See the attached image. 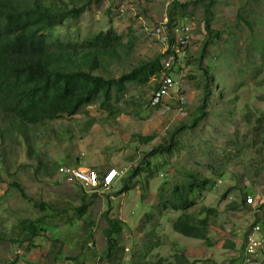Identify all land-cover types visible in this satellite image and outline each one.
<instances>
[{"label":"rangeland","instance_id":"374dc122","mask_svg":"<svg viewBox=\"0 0 264 264\" xmlns=\"http://www.w3.org/2000/svg\"><path fill=\"white\" fill-rule=\"evenodd\" d=\"M72 1L79 12L59 27L60 37L82 38L113 28L124 40L132 39L129 55L112 63L111 70L127 71L159 53L160 45L142 23L151 26L168 17L188 24L185 103L177 112L173 94L167 100L170 110L150 107L148 98L156 85L152 76L145 84L128 83L116 102L104 107L96 102L73 116L30 127L31 156L22 135L0 141V264H110L100 259L107 218L117 221L118 234L113 235L123 247L122 264L141 251L147 260H173L179 252L191 264H239L247 224L264 214L262 205L259 212L240 205L245 192L252 189L256 196L264 186V0H184L182 6L132 0L135 9L122 13L117 10L124 0ZM204 69L209 87L217 82L220 90L211 92L202 108L207 112L189 128L200 114ZM138 134L152 139L144 143ZM154 148L156 153L142 160ZM37 159L50 167L67 164L98 173L110 167L127 170L106 191L80 187L58 172L36 171ZM218 167L222 174H215ZM190 173L211 179L188 209L214 208L205 215V239L175 232L171 223L180 211L162 206L174 185L185 183ZM83 202H90L89 207L77 217L73 207ZM23 218L40 219L42 231L31 240L22 229Z\"/></svg>","mask_w":264,"mask_h":264},{"label":"trees","instance_id":"16d2710c","mask_svg":"<svg viewBox=\"0 0 264 264\" xmlns=\"http://www.w3.org/2000/svg\"><path fill=\"white\" fill-rule=\"evenodd\" d=\"M171 5L182 6L184 3ZM78 12L79 8L72 0L70 4L61 3V0H0V141L5 143L6 137L9 141L12 134L22 135L30 156L34 152L30 143V127L43 125L62 116H73L96 102L100 107L109 101L116 102L126 91L128 83L145 84L152 76H156L161 67L158 53L151 58L138 60L127 71L111 70L112 63L122 62L132 49V39L124 40L122 34L113 28L99 30L82 38L60 37L57 31L59 27L70 15H77ZM168 20L169 24L173 22L170 18ZM205 26L209 28L207 21ZM247 26L251 27L250 24ZM207 45L208 41L205 40L202 48ZM226 58L225 54L224 63ZM199 59H202V54ZM208 78L204 69V96L198 108L200 114L190 121L189 128L196 126L197 120L207 112L202 108L211 92L220 90L217 82L211 89ZM173 134L174 131H171L170 138ZM136 136L144 143L152 139L151 135ZM168 146L164 148L168 149ZM155 153V148L150 149L142 160ZM37 161L36 171H45L50 175L57 172L56 165L50 167L41 160ZM136 168L132 169L131 174H135ZM215 170V174L223 172L222 169L219 171V167ZM189 177L185 183L174 185L162 206L163 209L180 211L171 223L175 232L186 237L205 239V215L213 214L214 208L202 206L197 212L188 209L195 203V194L199 195L211 179L191 173ZM75 183L82 187L81 183ZM10 184L17 188L22 197L27 196L19 183L12 181ZM246 194L254 192H245L240 201V205L249 210L250 205L244 200ZM36 204L44 208V204ZM87 208V202L73 207L77 217L83 216ZM39 222L40 219H21L27 239L39 235L42 229L38 227ZM117 226L116 220L107 218V238L100 259L110 264H122L123 247L113 235L118 234ZM138 253L129 264H191L179 252H175L173 260L162 256L147 260L142 251Z\"/></svg>","mask_w":264,"mask_h":264},{"label":"built area","instance_id":"2783aa9c","mask_svg":"<svg viewBox=\"0 0 264 264\" xmlns=\"http://www.w3.org/2000/svg\"><path fill=\"white\" fill-rule=\"evenodd\" d=\"M118 7V12L134 10L135 4L132 0H124ZM184 0H166L168 6L172 3H181ZM142 29L148 33L151 39L158 42L161 67L156 75V87L152 90L148 105L159 108L162 112L170 110L167 100L171 95H175L177 106L175 110L181 112L185 103L183 93L184 78L187 76V68L183 65L186 49L191 39V30L188 24H178L173 21L169 24L168 17H164L151 26L142 23ZM123 168L118 170L110 167L102 173H98L92 168L71 167L61 164L57 167L58 174L63 175L65 181L79 182L90 188H102L108 190L116 178H119ZM246 204H249L257 211V207L264 202V186L258 191L257 195L246 194L244 196ZM264 261V227L256 221L248 228L245 235L243 254L239 264H262Z\"/></svg>","mask_w":264,"mask_h":264},{"label":"clouds","instance_id":"9594fccd","mask_svg":"<svg viewBox=\"0 0 264 264\" xmlns=\"http://www.w3.org/2000/svg\"><path fill=\"white\" fill-rule=\"evenodd\" d=\"M157 75V74H156ZM100 174V173H99ZM95 189V188H94ZM107 191V190H106ZM260 205H262V208L261 209H264V202L263 203H261ZM259 205V206H260ZM259 206L256 208L257 210H258V208H259ZM250 208H249V211H253V212H259V211H261V209L259 210V211H256L253 207H251V206H249ZM84 215V214H83ZM263 219V220H262ZM256 221H258V222H260V224L261 223H263V224H261L263 227H264V214H263V216L261 217V218H259V219H257V220H253L252 219V221L249 223V224H247V228H246V232H247V230H248V228L252 225V223H254V222H256ZM245 235H246V233H245ZM244 243H245V238H244V240H243V250H244ZM243 250H242V254H243ZM242 254H241V256H242ZM240 261V260H239ZM263 263H264V261H263ZM262 263V264H263Z\"/></svg>","mask_w":264,"mask_h":264},{"label":"crops","instance_id":"0c3cea01","mask_svg":"<svg viewBox=\"0 0 264 264\" xmlns=\"http://www.w3.org/2000/svg\"><path fill=\"white\" fill-rule=\"evenodd\" d=\"M95 189H96V188H95ZM250 190H252V189H250ZM250 190H249V191H250ZM249 191H248V192H249ZM87 203H88V207H89V203H90V202H87ZM87 209H88V208H87ZM248 211H249V210H248ZM87 214H89V212H87ZM262 220H263V219H262ZM246 228H247V227H246ZM242 242H243V240H242ZM240 247H241V252H242V250H243V244H242Z\"/></svg>","mask_w":264,"mask_h":264}]
</instances>
